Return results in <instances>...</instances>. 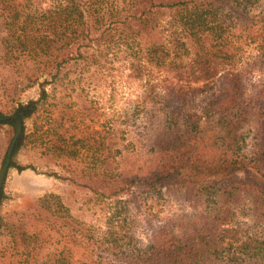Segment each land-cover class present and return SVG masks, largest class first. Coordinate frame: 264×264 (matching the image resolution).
I'll return each instance as SVG.
<instances>
[{"label": "trees", "instance_id": "obj_1", "mask_svg": "<svg viewBox=\"0 0 264 264\" xmlns=\"http://www.w3.org/2000/svg\"><path fill=\"white\" fill-rule=\"evenodd\" d=\"M0 33L15 86L37 90L0 109L23 125L10 167L40 141L71 188L6 214L2 188L0 243L29 257L46 235L58 256L38 264H264V0H0ZM57 86L65 114L103 90L105 120L58 122L57 142L41 121ZM165 195L189 209L150 215Z\"/></svg>", "mask_w": 264, "mask_h": 264}, {"label": "rangeland", "instance_id": "obj_2", "mask_svg": "<svg viewBox=\"0 0 264 264\" xmlns=\"http://www.w3.org/2000/svg\"><path fill=\"white\" fill-rule=\"evenodd\" d=\"M0 33V56L3 52L1 45V35ZM21 76V68L12 69L9 66L2 64L0 60V109L6 113L12 108L16 103L26 101L29 98L36 95V86H32L25 91H21L20 87H16V81H19ZM51 95L48 99L46 106L41 111V121L46 126L51 128L49 134L52 135L58 142V122L62 124V130L66 128L67 125L74 126L79 125L84 127V129H91L96 125L97 121L105 120L106 106H109L108 95H103V90L98 92H92L90 96V101H98L99 106H104L102 109L93 111L90 107H96L94 102L84 103L82 100L78 99L74 103V110L67 109L66 114L62 113L60 110L63 109L64 98L60 93H58V86L54 89L50 88ZM78 103V104H77ZM117 103V102H116ZM119 105V103H118ZM60 111V112H59ZM74 111V112H72ZM28 132L33 130V125L31 122L27 123ZM14 128L5 123L0 122V173L3 167V161L6 159L5 156L8 154L9 147L15 135ZM51 136V135H49ZM51 136V137H52ZM48 139V136L46 135ZM46 139V142L48 140ZM38 144H44L42 142H35L29 144L25 147L18 155V159L23 164H30L32 167L26 168L19 171L15 167H10L4 181L3 187L7 195V199L3 202L2 214L9 213L11 211L21 209L24 206L32 203L37 197L48 193H61L67 195L71 192V188L56 179L53 176L47 174V161L48 158L44 154L43 148H38ZM231 176L233 178H246L249 176V172L245 169L236 168L231 171ZM75 194V196H79ZM90 205V204H89ZM88 204L82 205V203H77L76 211L78 214H84L87 219L96 217L94 212H92L88 207ZM150 215L164 217L167 213L179 211L180 209L188 210L189 206L187 204H181V202L173 196L165 195L159 200H150ZM89 216V217H88ZM143 221L140 222V229L142 234L148 231V224L145 220L144 213L141 214ZM91 217V218H90ZM98 217V216H97ZM38 250H35L28 255L18 248L12 247L8 236L3 234L2 241L0 243V264H38L40 260L56 259V246L53 241H49V237ZM17 249V250H16ZM18 253V254H17ZM48 261V260H47Z\"/></svg>", "mask_w": 264, "mask_h": 264}, {"label": "water", "instance_id": "obj_3", "mask_svg": "<svg viewBox=\"0 0 264 264\" xmlns=\"http://www.w3.org/2000/svg\"><path fill=\"white\" fill-rule=\"evenodd\" d=\"M0 119L3 120L4 118L1 117ZM22 130H23V125H22V122L19 121L15 135L13 137V140H12L11 145H10L9 150H8L7 158L5 159V163H4L2 170H1V173H0V192H1V189L3 187L4 181L6 179L8 170L10 168L15 144H16L20 134L22 133Z\"/></svg>", "mask_w": 264, "mask_h": 264}]
</instances>
